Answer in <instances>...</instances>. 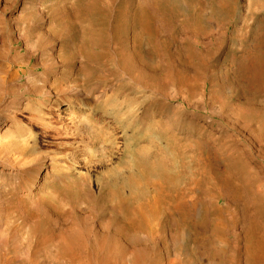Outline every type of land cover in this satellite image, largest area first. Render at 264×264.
Masks as SVG:
<instances>
[{
    "label": "rangeland",
    "instance_id": "rangeland-1",
    "mask_svg": "<svg viewBox=\"0 0 264 264\" xmlns=\"http://www.w3.org/2000/svg\"><path fill=\"white\" fill-rule=\"evenodd\" d=\"M0 264H264V0H0Z\"/></svg>",
    "mask_w": 264,
    "mask_h": 264
},
{
    "label": "bare ground",
    "instance_id": "bare-ground-1",
    "mask_svg": "<svg viewBox=\"0 0 264 264\" xmlns=\"http://www.w3.org/2000/svg\"><path fill=\"white\" fill-rule=\"evenodd\" d=\"M72 93H73L74 95H76V96H79V97H81V98H84V94H83V92L80 91V90L72 91ZM74 104L76 105V103H74V102L66 101V106H67V108H70V109L74 108ZM79 106L81 107V105H79ZM76 108H78V107H76ZM65 110H66V108H65L63 111H65ZM80 127H81V126H78V127H77V130H78ZM83 131H85V128H84V127H83Z\"/></svg>",
    "mask_w": 264,
    "mask_h": 264
}]
</instances>
